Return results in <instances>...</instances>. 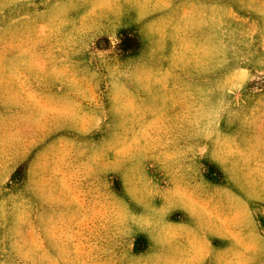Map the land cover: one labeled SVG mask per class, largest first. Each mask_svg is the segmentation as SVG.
<instances>
[{"label": "rangeland", "instance_id": "rangeland-1", "mask_svg": "<svg viewBox=\"0 0 264 264\" xmlns=\"http://www.w3.org/2000/svg\"><path fill=\"white\" fill-rule=\"evenodd\" d=\"M0 264H264V0H0Z\"/></svg>", "mask_w": 264, "mask_h": 264}]
</instances>
